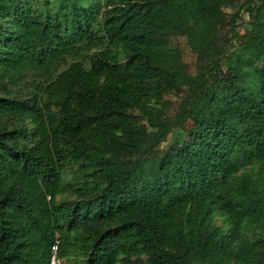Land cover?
Wrapping results in <instances>:
<instances>
[{
    "label": "trees",
    "instance_id": "1",
    "mask_svg": "<svg viewBox=\"0 0 264 264\" xmlns=\"http://www.w3.org/2000/svg\"><path fill=\"white\" fill-rule=\"evenodd\" d=\"M56 244L264 264V0H0V264Z\"/></svg>",
    "mask_w": 264,
    "mask_h": 264
},
{
    "label": "built area",
    "instance_id": "2",
    "mask_svg": "<svg viewBox=\"0 0 264 264\" xmlns=\"http://www.w3.org/2000/svg\"><path fill=\"white\" fill-rule=\"evenodd\" d=\"M57 248H58V245L56 244V245L54 246V248H53L55 254H54L53 258H52V262H51L52 264H62L61 260H59V259L57 258V254H56V252H57Z\"/></svg>",
    "mask_w": 264,
    "mask_h": 264
},
{
    "label": "rangeland",
    "instance_id": "3",
    "mask_svg": "<svg viewBox=\"0 0 264 264\" xmlns=\"http://www.w3.org/2000/svg\"><path fill=\"white\" fill-rule=\"evenodd\" d=\"M245 17H247V15H245Z\"/></svg>",
    "mask_w": 264,
    "mask_h": 264
}]
</instances>
